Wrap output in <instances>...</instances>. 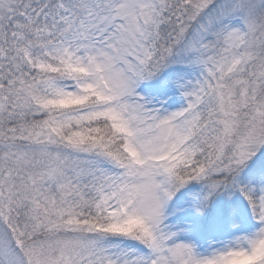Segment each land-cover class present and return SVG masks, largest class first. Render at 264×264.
I'll list each match as a JSON object with an SVG mask.
<instances>
[{
	"label": "snow or ice",
	"instance_id": "1",
	"mask_svg": "<svg viewBox=\"0 0 264 264\" xmlns=\"http://www.w3.org/2000/svg\"><path fill=\"white\" fill-rule=\"evenodd\" d=\"M0 264H264V0H0Z\"/></svg>",
	"mask_w": 264,
	"mask_h": 264
}]
</instances>
